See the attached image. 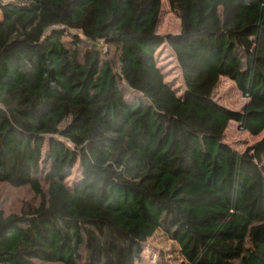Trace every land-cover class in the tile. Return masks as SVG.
I'll list each match as a JSON object with an SVG mask.
<instances>
[{
	"label": "trees",
	"instance_id": "trees-1",
	"mask_svg": "<svg viewBox=\"0 0 264 264\" xmlns=\"http://www.w3.org/2000/svg\"><path fill=\"white\" fill-rule=\"evenodd\" d=\"M168 1L182 90L149 45L163 0H0V184L36 202L0 194V264H150L157 230L189 264H264V0Z\"/></svg>",
	"mask_w": 264,
	"mask_h": 264
},
{
	"label": "rangeland",
	"instance_id": "rangeland-1",
	"mask_svg": "<svg viewBox=\"0 0 264 264\" xmlns=\"http://www.w3.org/2000/svg\"><path fill=\"white\" fill-rule=\"evenodd\" d=\"M177 36H180V19L173 11L169 1L163 0L157 35L155 41L149 42V45L156 50L157 59L166 73L168 81L172 82L177 89L182 90V76L175 55L167 44L168 39ZM190 40V44L194 45L193 41L197 42L198 38H191ZM196 45L195 47H197ZM213 96L218 103L236 111L242 110L248 101L236 83L227 77L220 79ZM260 137L249 135L240 128L238 122L232 121L226 131L224 140L237 149L243 150L248 145L259 140ZM0 194L4 198L6 208L10 210H20L25 203H36L32 191L27 187L12 189L5 184H0ZM144 258L150 264L159 263L161 259L166 260L169 264H189L182 255L179 244L170 239L162 230H157L149 239Z\"/></svg>",
	"mask_w": 264,
	"mask_h": 264
}]
</instances>
